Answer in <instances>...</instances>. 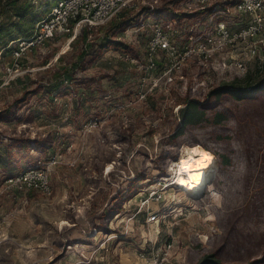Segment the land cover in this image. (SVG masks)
I'll use <instances>...</instances> for the list:
<instances>
[{"label":"rangeland","instance_id":"1","mask_svg":"<svg viewBox=\"0 0 264 264\" xmlns=\"http://www.w3.org/2000/svg\"><path fill=\"white\" fill-rule=\"evenodd\" d=\"M46 2H34L35 16L45 15ZM56 2L52 0L50 4L54 6ZM162 3L163 0H133L127 9L138 12L147 7L151 12ZM182 6L183 3L172 5L171 12L175 9L183 11ZM131 28L120 38L136 49L137 55L129 53L130 56L142 57L145 33L131 31ZM72 41L69 37L49 41L33 58L22 61L16 79L0 90V110L10 109L17 116L1 123L2 128L19 130L24 126L20 125L21 121L32 114L29 123L32 135L50 133L53 145H56L55 151L49 150L45 161L53 190L50 197L41 194L30 197L26 191L7 188L4 180L0 182V264H198L211 247L210 239L220 234L217 212L237 204V209L249 210L251 194L246 200L234 195L233 201L237 202L232 203V194L227 189L229 179L226 177L215 183L217 160L203 192L194 198L179 193L178 187L169 184L172 175L169 179H156L157 172L149 170L148 162L147 179L140 182V191L136 195L122 199L121 212L108 220L107 234L84 231L88 216L103 211L109 197L118 194L126 182L142 170L140 150L144 148L152 159L153 154L163 149H174L175 143L167 133L174 128L173 119L178 118L179 110L174 109L172 88L167 91L163 86L153 88V75L140 71L123 60L121 52L112 50L86 68L87 75H94L100 81L102 92L94 91L93 98L83 87L68 80L65 81L67 89L62 93L52 98L41 94L38 73L56 63L58 57L68 54ZM49 55L52 57L47 59ZM8 61L6 56L2 62L8 64ZM248 75L252 78L251 84L264 78V64L250 62ZM6 76L8 72L0 69L1 82ZM246 76L233 72L218 73L217 76L205 74L202 79L193 78L191 93L198 97L212 85L244 84ZM208 77L211 83L207 82ZM24 92L30 93L27 100L15 102ZM170 108H173V114L169 113ZM141 120L143 125L139 127ZM129 121H134L137 128L131 135L132 147L125 155L126 169L121 171L123 174L114 175V183H107L112 165L103 166L105 180L99 179L95 167L111 157L114 150L125 146V140L118 133ZM121 123L124 125L119 131ZM191 138L186 133L179 139L182 143L177 149V160L184 146H191ZM6 145L5 137H1V157H4ZM14 154L22 162L23 154L16 151ZM117 157L118 153L115 159ZM175 165L173 163L169 168L171 174ZM236 165L235 169H244L250 175L251 165L241 161ZM18 172L16 169L13 175L17 176ZM4 174L0 172V181ZM158 197L161 202H156ZM69 210L76 215L78 226L67 220ZM152 214L157 216L155 221L149 220ZM99 222L100 219H95V223ZM67 240L74 243L67 246Z\"/></svg>","mask_w":264,"mask_h":264},{"label":"trees","instance_id":"2","mask_svg":"<svg viewBox=\"0 0 264 264\" xmlns=\"http://www.w3.org/2000/svg\"><path fill=\"white\" fill-rule=\"evenodd\" d=\"M36 1L0 0L1 70L4 69L8 72L13 62L12 49L8 47L9 44L19 38H28L36 21L41 18L42 15H34L36 13L34 2ZM51 1L47 0L44 14L52 6ZM184 1L186 0H163L161 6L151 12H148L147 7L138 12L124 9L105 25L95 28L96 30L88 31L86 28H80L70 44L68 54L58 57L56 63L38 73L41 77L38 82L41 86V88L38 87L40 93L52 98V96L67 89L65 86L67 80L79 88L83 87L86 92L90 93L91 97L94 91L101 93L100 81L94 75L86 74L87 66L93 65L109 50L137 55L136 49L124 43L120 36L128 28L139 25L140 21L145 18L143 17L145 14L154 17L167 14L177 17L184 15L191 18L209 12L211 9L193 13L182 12L181 14L171 12L172 5ZM39 49L27 53L21 62L27 61L28 57L33 58ZM66 51L67 47L64 52ZM6 56L9 57L8 64L2 62ZM51 57L52 55H49L47 59ZM205 74L215 76L212 70H207L198 61H190L182 72L184 76V79L180 80L182 82L177 79L169 86L174 95V106H181L178 118L173 119L174 128L167 133L170 135V140L175 143L174 149L171 151L163 149L158 154H153L152 159H149L150 154L144 148L140 150L139 152L143 155L142 170L136 172L133 179L127 181L125 188L121 189L118 194L109 197L103 211L88 216L84 231L88 234L95 232L107 234L108 220L115 213L121 212L122 199L136 195L140 191V182L147 179L146 164L148 162H150L149 170L157 172L156 179L171 178L172 174L169 172V168L178 161L177 149L182 143L179 139L184 134L189 133L192 137L189 143L190 147L199 145L203 150L210 151L215 155L218 163L215 183L219 179L226 177L229 179L230 183L227 189L228 193L232 194V203L237 202L233 201L234 195L243 196V200H246L251 194L247 212L237 209L238 204L217 212V225L220 234L210 239L211 247L198 264H264V78L251 84L252 78L248 75L243 80L244 84L234 82L229 85H212L205 94L194 97L191 93L194 88L193 82H195L193 78L194 80L195 78L202 79ZM191 76L193 77L191 78ZM14 79L16 78L11 81ZM96 82L98 83L97 86H95ZM34 91L36 90L32 92ZM28 95L30 93L24 92L14 101H26ZM11 107L12 103L9 108ZM11 113L10 109L0 110V124L17 118L14 113ZM169 113L173 114V108H170ZM32 117V114H29L27 120H22L20 125L24 126L19 130L7 131L0 126V138L5 137L7 141L4 157L0 155V172L5 173L0 182L14 177L13 173L16 169L19 174L25 170L37 168L39 162L46 161L50 149L56 150L50 133L32 135L29 129ZM123 125V123L119 124V131ZM142 125L143 120H141L139 127ZM135 128H137L135 122L129 121L126 128L121 129L118 133L119 136L123 137L126 144L117 149L119 152L114 150L111 157L104 159L100 166L95 167L94 172L99 179L105 180L102 172L104 164L112 165L107 183H114L116 173L123 174L121 171L124 172L126 169L125 155L132 147L131 135ZM14 151L20 155L23 154L22 162L20 159H16ZM117 153L118 157L115 159ZM239 161L251 165L252 170L249 176L244 169H235ZM34 194L40 193L34 190L27 192L30 197H33ZM69 211L67 220L78 226L76 215L71 210ZM95 219H100V222L95 223ZM67 243H69L67 246H70L74 242L67 240Z\"/></svg>","mask_w":264,"mask_h":264},{"label":"built area","instance_id":"3","mask_svg":"<svg viewBox=\"0 0 264 264\" xmlns=\"http://www.w3.org/2000/svg\"><path fill=\"white\" fill-rule=\"evenodd\" d=\"M132 1L57 0L36 21L28 38H19L9 44L13 62L0 88L9 84L21 71V60L27 53L43 48L54 38L69 37L73 40L80 28L88 31L99 28L127 9ZM208 8H211L209 12L191 18L169 14L143 18L139 25L131 28V31L145 33L142 57L122 53V59L153 75L152 87L163 86L165 91L177 79H184L182 72L190 61H198L207 70H212L215 76L233 72L244 77L248 74L250 62L263 65L264 0H186L183 11L175 9L174 12H202ZM208 81L211 83L212 80L208 77ZM140 97L144 98L143 95ZM180 107L176 106L175 111ZM45 165V162H39L37 168L7 179V188L26 192L34 190L50 197L51 179ZM169 182L174 186L173 174ZM150 196L154 197V194ZM161 201L159 197L156 199V202ZM156 218V214H152L149 220L155 221Z\"/></svg>","mask_w":264,"mask_h":264},{"label":"bare ground","instance_id":"4","mask_svg":"<svg viewBox=\"0 0 264 264\" xmlns=\"http://www.w3.org/2000/svg\"><path fill=\"white\" fill-rule=\"evenodd\" d=\"M215 164V157L206 150L199 146H184L172 170L175 179L173 184L187 197H197L203 192L206 181L212 177Z\"/></svg>","mask_w":264,"mask_h":264}]
</instances>
